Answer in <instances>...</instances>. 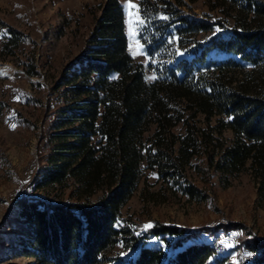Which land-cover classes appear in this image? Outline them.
Returning a JSON list of instances; mask_svg holds the SVG:
<instances>
[{"label":"trees","instance_id":"16d2710c","mask_svg":"<svg viewBox=\"0 0 264 264\" xmlns=\"http://www.w3.org/2000/svg\"><path fill=\"white\" fill-rule=\"evenodd\" d=\"M201 1L207 10L196 15V0H139L138 36L153 81L128 52L119 0L90 13L82 49L47 90L32 189L4 216L10 256L38 264H264V238L243 224L146 227L121 214L150 176L189 202L208 199L194 177L227 187L245 173L264 190V0ZM64 31H46L42 47L53 49ZM0 34V62L18 58L26 76L39 77L30 36L3 20ZM12 113L19 127L31 126L0 100V116ZM237 230L245 263L210 246Z\"/></svg>","mask_w":264,"mask_h":264},{"label":"rangeland","instance_id":"374dc122","mask_svg":"<svg viewBox=\"0 0 264 264\" xmlns=\"http://www.w3.org/2000/svg\"><path fill=\"white\" fill-rule=\"evenodd\" d=\"M104 1L0 0V20L25 31L36 45L34 56L39 72V77L26 76L17 65L18 58L0 62V78L3 79L0 82V100L10 103L31 124L27 128L19 127L14 121V113L8 117L0 116V245L5 247L0 264H38L33 259L9 255L11 244L4 242L3 235L13 231L4 226V216L12 200L32 189L30 182L40 156L43 106L50 97L47 90L56 80L62 66L82 49L85 37L92 28L90 13ZM119 2L124 11L128 52L135 62L143 65L147 80L153 81L157 74L154 68L149 67L152 61L144 54L138 36L141 21L139 0ZM201 10L207 8L201 0H196L192 12L199 15ZM225 23L232 25L234 21L227 18ZM60 24L64 26L66 36L53 49L42 47L44 33ZM20 59L24 60V57L20 56ZM21 93L34 97L39 105L25 104L21 100ZM193 179L207 194V201L189 202L154 184V178L150 176L122 209V218L140 219L146 225L159 221L190 228L240 223L256 237L264 238V190L259 192L255 181L248 174L231 179L227 187L220 186L216 179H212L210 184H202L196 177ZM16 234L22 235L18 231ZM220 234H232L236 240L234 249L227 254L229 261H249L250 257L242 252L240 246V231Z\"/></svg>","mask_w":264,"mask_h":264},{"label":"built area","instance_id":"2783aa9c","mask_svg":"<svg viewBox=\"0 0 264 264\" xmlns=\"http://www.w3.org/2000/svg\"><path fill=\"white\" fill-rule=\"evenodd\" d=\"M236 244L232 234H218L210 242V246L215 253L228 254Z\"/></svg>","mask_w":264,"mask_h":264},{"label":"snow or ice","instance_id":"6c2138e0","mask_svg":"<svg viewBox=\"0 0 264 264\" xmlns=\"http://www.w3.org/2000/svg\"><path fill=\"white\" fill-rule=\"evenodd\" d=\"M130 6L133 7V8L135 7L134 5H131V4H130ZM140 22L142 23V21H140ZM146 227H151V225H148Z\"/></svg>","mask_w":264,"mask_h":264}]
</instances>
